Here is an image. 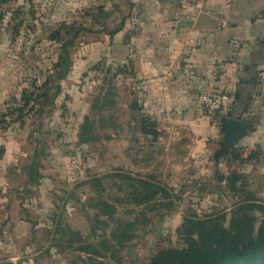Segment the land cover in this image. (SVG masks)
Instances as JSON below:
<instances>
[{"label": "rangeland", "instance_id": "374dc122", "mask_svg": "<svg viewBox=\"0 0 264 264\" xmlns=\"http://www.w3.org/2000/svg\"><path fill=\"white\" fill-rule=\"evenodd\" d=\"M184 2L9 0L0 5V117L20 102L23 89L41 93L42 86H51L49 100L37 101L22 120L5 116L7 122L0 123V264H140L178 244L177 228L185 213L223 211L228 222L240 196L218 176L232 171L241 175L236 185L264 204V86L244 114L252 129L227 154L215 157L222 140L220 119L233 92H198L190 105L163 109L149 91L152 78L138 74L133 59L157 7L162 6L168 21L175 14L169 10ZM62 25L92 30L78 33L68 49L65 76L53 82L48 75L55 71L62 38L69 35ZM104 84L112 87L113 102L95 111L92 105ZM202 94L228 98L209 110ZM134 102L140 110L132 107ZM93 111L95 138L81 142L80 125ZM142 115L155 121L156 137L141 131ZM234 148L237 157L231 153ZM30 164L32 181L26 173ZM120 170L166 185L172 204L145 209L143 219L141 207L116 201L128 191L116 178H105L103 189L82 184L93 175ZM99 198L116 205L115 219H142L124 246L110 235L114 220L101 215L107 225L96 221L99 208L92 203ZM255 214L257 225L262 213ZM58 220L69 232H78L71 246L68 235L59 240L54 233ZM103 240L108 248L100 245ZM89 243L86 250L76 249Z\"/></svg>", "mask_w": 264, "mask_h": 264}, {"label": "trees", "instance_id": "16d2710c", "mask_svg": "<svg viewBox=\"0 0 264 264\" xmlns=\"http://www.w3.org/2000/svg\"><path fill=\"white\" fill-rule=\"evenodd\" d=\"M9 0H0V5ZM99 14L107 17L109 13L98 10ZM97 20V18L95 17ZM66 32L69 34L66 39L62 38L61 50L58 54L57 62L55 63V71L53 75H48V78L55 81L56 78L65 76L68 69V49L73 45L80 31H91L89 27L83 25L66 26ZM106 30L105 27H102ZM121 29V25L110 31L115 33ZM259 76L256 74L252 77V83L257 84ZM55 93L59 90V84H54ZM51 87V86H50ZM50 87L42 86L41 93H33V90L23 89L20 102L15 106H9L7 111L0 117V123L7 122L5 116L13 117L11 121H20L23 117L33 109L34 104L43 100H49ZM53 93V95L55 94ZM112 87L104 84L101 91L96 96V101L92 105L95 111L100 110L102 106L113 102ZM253 93L236 92L226 116H234L250 121L245 117V112L248 111L252 102ZM132 107L136 110L141 109V105L134 102ZM84 116L83 122L80 125V141L86 142L94 139L92 129L94 127L93 114ZM251 122V121H250ZM139 124L141 131L144 134H151L157 136L155 129V121L149 117L140 116ZM231 153L234 157L238 156L237 148L232 149ZM255 156L253 152L249 157ZM28 178L33 180L34 167L32 164L28 165ZM241 175L235 171L228 175H219L218 179L225 180L230 190L240 196L230 211V217L226 223V213L223 211H216L206 215H198L194 212H188L183 215L182 222L177 228L178 244L171 245L166 248L158 250L147 261L140 264H264V204L258 203L254 194L246 190L243 186L238 187L236 181ZM105 178H116L128 186V191L125 198H117L116 201L134 204L141 207L142 218L146 219L145 209L152 210L157 205L169 206L172 204L171 191L162 183L155 180L153 177H145L138 175H131L124 171H114L106 173L102 176L93 175L84 180L82 184H90L93 188H102V181ZM120 190H124L121 186ZM94 204V205H93ZM92 206L98 207L96 212V221L107 225L106 220H100L101 215L106 218L114 220V227L110 231V235L118 241V244L124 246L125 241L132 239L135 235L137 222H142V219L135 218L134 220L115 219L114 215L117 212V207L114 203H110L105 199L99 198L97 202L92 203ZM260 211L262 217L258 221L255 212ZM54 233H58L59 240L68 235V246L72 245V241L78 240V232H69L68 226H62L60 220L56 221ZM94 231V230H93ZM73 236V237H72ZM105 241V242H103ZM100 241L102 247H109L110 244L106 240ZM89 244H82L76 247L77 250H86ZM95 248V247H94ZM97 254V251L93 252Z\"/></svg>", "mask_w": 264, "mask_h": 264}, {"label": "crops", "instance_id": "0c3cea01", "mask_svg": "<svg viewBox=\"0 0 264 264\" xmlns=\"http://www.w3.org/2000/svg\"><path fill=\"white\" fill-rule=\"evenodd\" d=\"M162 10L133 59L152 78L156 105L184 107L198 92L224 88L252 92L253 101L264 86V0H185L168 21Z\"/></svg>", "mask_w": 264, "mask_h": 264}, {"label": "water", "instance_id": "95a60500", "mask_svg": "<svg viewBox=\"0 0 264 264\" xmlns=\"http://www.w3.org/2000/svg\"><path fill=\"white\" fill-rule=\"evenodd\" d=\"M253 123L234 116H223L220 119L222 140L215 152V157L227 154L232 147L252 129Z\"/></svg>", "mask_w": 264, "mask_h": 264}, {"label": "built area", "instance_id": "2783aa9c", "mask_svg": "<svg viewBox=\"0 0 264 264\" xmlns=\"http://www.w3.org/2000/svg\"><path fill=\"white\" fill-rule=\"evenodd\" d=\"M227 98H228L227 95L224 94L220 96L202 94L201 96L202 102L209 110H214L219 108Z\"/></svg>", "mask_w": 264, "mask_h": 264}]
</instances>
